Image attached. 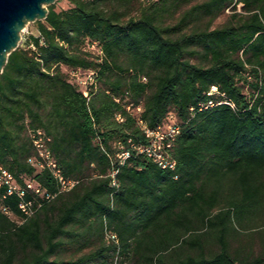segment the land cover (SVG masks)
Returning <instances> with one entry per match:
<instances>
[{"label": "trees", "instance_id": "1", "mask_svg": "<svg viewBox=\"0 0 264 264\" xmlns=\"http://www.w3.org/2000/svg\"><path fill=\"white\" fill-rule=\"evenodd\" d=\"M66 1L67 10L48 7L47 19L35 23L38 35L0 75V166L21 185L34 179L58 193L53 176L28 162L35 155L28 131L41 129L62 174L80 183L22 224L0 210V264L110 256L135 264H264V231L259 253L241 239L264 226V0ZM228 9L233 22L200 29ZM78 69L97 73L89 99L70 76ZM213 87L218 94L210 96ZM138 107L152 129L171 114L178 120L175 171L131 148L130 140L146 144ZM124 150L132 155L121 164ZM2 204L21 218L16 197ZM86 224L116 239L76 260L52 259Z\"/></svg>", "mask_w": 264, "mask_h": 264}, {"label": "built area", "instance_id": "2", "mask_svg": "<svg viewBox=\"0 0 264 264\" xmlns=\"http://www.w3.org/2000/svg\"><path fill=\"white\" fill-rule=\"evenodd\" d=\"M33 50L35 47L30 46ZM92 49H96L95 46ZM70 76L76 82L77 86L82 90L84 96L89 99L90 91L97 85V73L93 70H72ZM146 81V78L142 79ZM218 94V89L213 87L210 96ZM119 102V100H117ZM231 105L228 102H223ZM221 104V103H220ZM212 102L210 106H213ZM208 106L202 105L203 109H207ZM127 109L130 111L132 106H128ZM141 107L136 109L135 116L138 125L142 128L143 136L146 139V144H135L131 143V148L137 153L144 155L146 158L155 163L158 167L167 171H175L177 162L171 156V150L177 136L181 133V126L178 123L174 114H171L166 121L155 129L149 128L144 121L141 119ZM194 109H192L193 111ZM119 122H123L124 119L121 115L117 116ZM29 137L32 140L35 155L32 156L28 162L36 170L37 173L42 171H48L53 178L56 180L59 191L54 194L44 188L34 179H26L25 184L21 185L14 174L8 169L0 166V201L7 199L8 197H16L18 199V209L21 218H17L12 211L5 207L3 204L0 206V210L4 215L15 221L19 219L21 224L32 218L42 207L48 203H51L56 199L59 194L70 192L80 181L67 179L58 168L57 162L55 161L53 154L48 147L50 138L46 133L41 130H29ZM119 148H123L121 143H118ZM103 151H105L103 149ZM132 155V150H124L118 153L116 159L118 162L123 164ZM118 171L115 170L111 173L112 185L116 186V175ZM16 222V221H15ZM112 240L116 239V236H111Z\"/></svg>", "mask_w": 264, "mask_h": 264}, {"label": "rangeland", "instance_id": "3", "mask_svg": "<svg viewBox=\"0 0 264 264\" xmlns=\"http://www.w3.org/2000/svg\"><path fill=\"white\" fill-rule=\"evenodd\" d=\"M144 1H156V0H144ZM53 5L57 12L61 10H67L70 8V4L66 0H57L56 3ZM237 12L239 13L242 12L241 5L237 7ZM232 14H233L232 9H228L223 15H221L214 22L209 23L208 19H204L198 25L202 30L207 28L215 29V28L223 27L224 25L234 21L231 19ZM172 23L175 24L176 21L174 20ZM21 35H22V41L20 43V46L26 47L25 42L28 40V37L30 35H38L36 24L35 23L28 24L26 28L23 30ZM92 50L95 54L98 55V49H92ZM186 59H189L193 64H201V59L198 57L186 56ZM63 70L64 72L68 73L67 68H64ZM244 92L248 93L249 90L245 88ZM14 220L18 225L21 224L19 219L15 218ZM89 227H90L89 224H86L85 226L75 227L77 233L80 234L79 237L74 240V243L73 242L71 243L69 239H65L64 248L61 249L58 252V254L53 256L52 259H56L63 263L70 260H76L82 257L83 255H87L96 251L103 245V242L105 243V241L107 245L109 244L110 236L112 235L110 232L107 233L106 239H104L102 238L101 234L97 231V229L92 228L93 230H88ZM263 227L264 226L256 227V228L254 227L247 228V230L244 231L241 236V239L243 241H246L248 243H251V245H253L256 253H259L261 250V242H262L261 232L264 231ZM72 228L74 229V227ZM91 264H135V263L131 258L120 257V256H116L113 258V256H110L104 259L103 258L96 259L92 261Z\"/></svg>", "mask_w": 264, "mask_h": 264}, {"label": "water", "instance_id": "4", "mask_svg": "<svg viewBox=\"0 0 264 264\" xmlns=\"http://www.w3.org/2000/svg\"><path fill=\"white\" fill-rule=\"evenodd\" d=\"M57 0H0V75L28 24L45 21Z\"/></svg>", "mask_w": 264, "mask_h": 264}]
</instances>
